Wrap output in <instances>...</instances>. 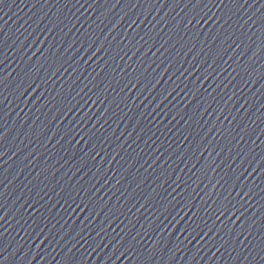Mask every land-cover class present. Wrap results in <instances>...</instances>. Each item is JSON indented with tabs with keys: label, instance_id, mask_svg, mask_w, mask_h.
Returning a JSON list of instances; mask_svg holds the SVG:
<instances>
[{
	"label": "snow or ice",
	"instance_id": "obj_1",
	"mask_svg": "<svg viewBox=\"0 0 264 264\" xmlns=\"http://www.w3.org/2000/svg\"><path fill=\"white\" fill-rule=\"evenodd\" d=\"M223 211V210H222Z\"/></svg>",
	"mask_w": 264,
	"mask_h": 264
}]
</instances>
